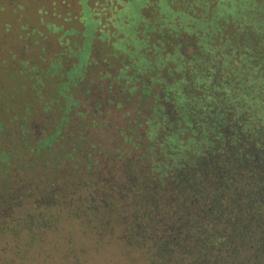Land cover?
Instances as JSON below:
<instances>
[{
	"label": "trees",
	"instance_id": "obj_1",
	"mask_svg": "<svg viewBox=\"0 0 264 264\" xmlns=\"http://www.w3.org/2000/svg\"><path fill=\"white\" fill-rule=\"evenodd\" d=\"M128 1L0 54V264H264V0Z\"/></svg>",
	"mask_w": 264,
	"mask_h": 264
},
{
	"label": "rangeland",
	"instance_id": "obj_2",
	"mask_svg": "<svg viewBox=\"0 0 264 264\" xmlns=\"http://www.w3.org/2000/svg\"><path fill=\"white\" fill-rule=\"evenodd\" d=\"M147 1L148 0H129L122 7L121 13L123 12L122 14L126 16L127 19V22L122 24V27L130 37H134V29L142 21L141 11ZM79 2L83 7L85 31L82 49L78 55V63L83 64L86 58L89 57L90 40L93 32L92 26L95 23L94 20L89 17L90 12L88 0H14V2H11V0H0V54L3 53L4 49L7 47L13 48L19 54L21 47L26 44L30 46L29 52L32 51L31 48H34V56L41 54V47L37 41H43L47 38L46 42H49V44H55L57 36L52 37L55 35V32L53 33V31L63 30L65 28H70L71 26L81 27V25L74 23V19H71L75 17L73 13L76 8H78ZM160 7L161 11L166 13L169 9L168 0H160ZM102 17L104 19L103 15ZM4 21L11 22L9 30L7 31L4 26ZM115 24L116 26H119L118 21ZM50 30H52V32H50ZM110 31L111 30H108L107 32ZM45 49L47 48L45 47ZM17 53H14V55H17ZM5 55H9V53H5ZM47 140L48 138L44 139V142H47ZM78 232L80 234L78 233L77 235L79 237L75 241V245H77V249L81 253L76 252V254H78L81 257V260L84 261L83 264H112L115 261V258L108 255L107 252L100 254L102 252L100 251L99 253H96L94 251L93 243H91L88 238L82 237L80 229ZM88 234L87 231V235ZM61 236V233L56 234L58 241L53 246L60 247V250L62 251L63 249L66 250L68 248V244L67 242H62L63 239ZM9 239V236L0 238V247ZM56 250H58V248H56ZM41 251L42 249L39 250L37 248V250L31 252V255L29 256L30 264H44L41 259L36 258ZM86 251L91 254L89 255ZM73 254L74 253H72V255ZM2 255L3 253L0 251V259ZM7 255H9V252H7ZM15 261L17 263L19 262V259L17 258ZM65 261H63L65 263H62L74 264L70 259ZM46 263L58 264L55 260L52 261L51 259H48Z\"/></svg>",
	"mask_w": 264,
	"mask_h": 264
}]
</instances>
